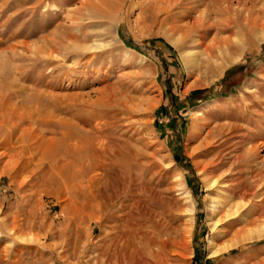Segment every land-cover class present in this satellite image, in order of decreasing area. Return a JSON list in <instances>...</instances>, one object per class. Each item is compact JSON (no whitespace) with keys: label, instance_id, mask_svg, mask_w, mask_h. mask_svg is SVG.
<instances>
[{"label":"rangeland","instance_id":"1","mask_svg":"<svg viewBox=\"0 0 264 264\" xmlns=\"http://www.w3.org/2000/svg\"><path fill=\"white\" fill-rule=\"evenodd\" d=\"M153 1L0 0V264H133L100 255L110 227L91 217L117 192L123 194L110 210L114 222L125 221L130 210L148 235L189 229L180 256L168 264H264V236L241 233L263 221L246 225L233 217L213 230L228 193L223 182L211 186L224 168L216 175L208 170L215 152L202 140L215 124L256 125L257 119L235 114L246 103L264 110V37L225 8L212 9L213 25L203 38L210 54L190 67L181 52L198 43L177 45L170 30L194 21L204 7L182 0L163 21L167 13L155 19L146 9ZM253 13L264 21L263 8ZM99 40L106 47L94 49ZM126 49L131 59L122 57ZM19 150L24 161L6 167ZM99 153L106 167L91 187L81 169ZM41 154L47 166L60 158L59 166L69 163L70 192L60 180L47 181L36 163ZM28 158L33 161L23 168ZM82 178L88 200H77L80 191L72 186ZM238 239L211 254L213 245Z\"/></svg>","mask_w":264,"mask_h":264},{"label":"bare ground","instance_id":"2","mask_svg":"<svg viewBox=\"0 0 264 264\" xmlns=\"http://www.w3.org/2000/svg\"><path fill=\"white\" fill-rule=\"evenodd\" d=\"M181 3L182 0H154L153 3H151L146 9H151L154 12L153 14L155 15L154 16L155 19L158 18L157 14L160 13V11L167 13L163 19L164 21L170 15L171 16L172 14L174 15V13L172 12L173 8L180 5ZM193 4L194 5L192 8H199L200 6H203L204 7L203 9L205 10L200 14V16L193 19L194 21L187 22L186 24L173 26L171 27L170 30V36H171L170 39L177 45L182 43L181 45H183L184 47L185 44L191 42L196 44L198 43L197 44L198 46L194 45L197 47L185 48L181 52L183 59H185V61L189 64L190 67L197 66L202 61V59H205L210 54L211 46L207 45L203 41V38L209 33L213 25L212 20L214 19V17L211 15L212 9L225 8L228 14L230 15L235 14V16L232 17V20L239 21L240 23H243L247 27L257 26L260 30L259 33L261 34L262 37H264V21H259L258 17L257 16L254 17L253 15L254 14L253 8L264 9V0H193ZM232 8H240V9L235 11L236 13H233ZM145 18H147L146 15ZM232 20L228 18L226 20L227 21L226 26H230ZM175 22L178 24V20ZM199 31H201L200 35H198V37H194L193 33ZM115 39L116 38H113L111 40L115 41ZM214 40H217V38L215 37ZM220 40L221 41L223 40L225 43H227L226 38L225 39L220 38ZM105 47H106V43L104 41L99 40L98 43H96V45L94 46V49L105 48ZM226 50L229 51V46L226 47ZM131 53L132 52L129 49H126L123 51L122 57H124V59L126 60L131 59V55H133ZM145 58H146L145 56H141L138 62L143 63ZM236 110L237 112L235 114V117L246 118L248 120L250 118L257 119L256 125L250 129L247 126L244 127L240 123L232 122V121H228L223 124L221 123L215 124L213 127L207 129L202 139L203 141L206 140L207 144H209V147L212 148L213 152H215L213 154L211 161L208 163V170H210V172L216 175L215 173H217V171L224 168L222 170L223 174L220 171L221 175L214 176L216 178L215 180H213L211 186H215L216 184L223 182L225 191L228 193V198L224 204L225 211H223L224 212L223 215L221 214L222 216L220 218L211 220V223L213 225V230L214 228H218L219 226H221L222 224L221 222H223L222 220L232 219L233 217L234 218L237 217L240 218V220L242 221H246V225L247 224L253 225L254 223H258L262 221L264 222V154L261 155V150H262L261 147L264 146V142L262 139L256 141L258 136L264 133V110L263 109L260 110L258 108L256 109L255 106L250 105L248 103H246V105L242 106L241 108L239 107L236 108ZM258 117L261 118L259 119ZM237 118L235 119L237 120ZM3 125H4L3 122H0V134H1V127H3ZM8 128L10 129L11 126H8ZM239 130H241L242 132H240ZM238 131L239 133H237ZM23 134L24 132L21 135ZM235 138L237 139L235 140ZM21 147H23L24 149L25 146L22 145ZM102 148L103 151L107 152V149H105V147ZM28 149L31 151L32 147L31 148L29 147ZM17 155L19 156L18 158L16 157ZM17 155L11 156L9 161L5 163V166L9 167L11 164L17 166L18 162L20 163L21 159L26 154L24 155V151L21 150L20 152L17 153ZM31 155H33V153ZM46 157L47 155L45 156L44 154H41L39 160L36 163H39V167H41V169L43 167L45 168L44 175L48 174L49 176V178H47L48 179L47 181L52 182L53 180H60L61 188H63L62 191L63 192L69 191L70 189L69 184L64 178L65 170L71 169V167L69 168V163H64L63 165L59 166V162H62L61 160H63L60 158V159L51 160L47 166V164H44V161H46ZM95 157L96 156H94V159L90 161L87 165L85 164L86 166L84 165V169H81L83 172H86L88 176L87 184L88 186L91 187H93V185L96 184L101 169L103 170L106 167L105 164L106 162L105 163L103 162L104 160H106L104 154L101 155L99 153V157L96 158ZM108 157L111 158V155ZM90 158L92 157L90 156ZM32 161L33 158H30L29 161L25 163V166H23V168L28 167ZM225 167L227 168L225 169ZM234 170L236 171V173L232 174ZM248 172L250 173V175H247L246 177L245 176L242 177L244 173L246 174ZM179 177L182 178L181 175ZM87 180H85V182H87ZM72 186L77 191H80L81 188L84 186L83 178L80 180L78 179L77 182H74L72 184ZM84 187L86 188V186ZM84 187L82 189H84ZM117 193L118 194L115 195V197L111 201H109L108 203L105 202L106 204L103 203V206L102 207L100 206L101 207L100 210L96 212L94 216H91L95 221L100 222L102 225L105 224L106 226H108V228L110 227L109 228L110 231L108 233L109 239L107 240L106 243L103 244L102 252L100 254L103 257H105L104 259L106 258L112 259L114 257H117L120 259V261L126 258L133 264H168L169 261H171V259L174 258L173 256L176 257V255L181 254L179 250L182 246L183 239L187 237L186 232L189 231L187 227L185 228L184 231L179 229L173 231L166 228L167 231L164 232V236L160 235L159 237H155V235L154 236L148 235V231L145 230L146 228L145 229L143 228L142 223L134 220L133 219L134 217H132V215L129 216L130 210L125 211V213H127L128 215L125 217V221H122L121 219L124 217L123 216L121 217V215L118 214L116 215V217H118V219L120 218L122 222H118V220L114 222L115 220L112 219L114 218V216L111 218L110 210L116 204V202H118V200L121 198L123 192L121 193L117 192ZM71 195H72L71 197L73 198L74 197L73 192ZM79 195L80 197L83 196L82 198L87 199V197H84L85 194H83L81 191L80 193L77 192L75 193L76 199ZM188 200L189 202L191 201L190 196H188ZM126 206L127 203L121 202L118 209L123 210ZM187 209L191 215L194 213L195 206L192 201L188 204ZM109 222L112 223L114 222V224L111 223L109 224ZM156 230L158 231V229ZM254 230L257 231L256 233H258L257 234L258 236H264V225L244 229L241 233L245 234L246 232L249 231L255 232ZM237 233L240 232L237 231ZM136 235L138 236V238H140L139 243H137L135 237H133ZM238 241L239 239L236 241L231 240V242L224 243L221 246H216L217 244L213 245L211 254H217L222 250L228 249ZM169 246L172 248V251L169 249Z\"/></svg>","mask_w":264,"mask_h":264}]
</instances>
